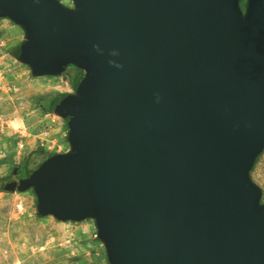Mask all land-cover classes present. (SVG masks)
Wrapping results in <instances>:
<instances>
[{"label": "water", "instance_id": "1", "mask_svg": "<svg viewBox=\"0 0 264 264\" xmlns=\"http://www.w3.org/2000/svg\"><path fill=\"white\" fill-rule=\"evenodd\" d=\"M72 2L0 0L34 78L79 71L38 217L93 221L109 264H264V0Z\"/></svg>", "mask_w": 264, "mask_h": 264}, {"label": "rangeland", "instance_id": "2", "mask_svg": "<svg viewBox=\"0 0 264 264\" xmlns=\"http://www.w3.org/2000/svg\"><path fill=\"white\" fill-rule=\"evenodd\" d=\"M59 1L74 8L72 0ZM246 5L244 0L241 8ZM24 41L21 28L0 20V264H94L101 259L97 260L96 254L101 253L103 260L106 253L99 238H94L93 221L40 219L33 190L23 194L4 192L11 183L20 182L13 172L19 175L29 170L30 158L42 150L56 155L70 151L66 123L57 115L45 114L42 106L54 104L60 95L74 94L78 70L69 67L59 78H34L13 54ZM251 177L263 191L264 204V154ZM19 205L23 207L21 212ZM99 245L104 252L99 251Z\"/></svg>", "mask_w": 264, "mask_h": 264}, {"label": "trees", "instance_id": "3", "mask_svg": "<svg viewBox=\"0 0 264 264\" xmlns=\"http://www.w3.org/2000/svg\"><path fill=\"white\" fill-rule=\"evenodd\" d=\"M241 4L244 5V0H241ZM246 4H247V0H246ZM243 9H245L244 6H243ZM13 54H14L16 59H18L21 56V53L18 51L17 47L14 49ZM68 67H74V66L73 65H69ZM66 71H67V69H66ZM78 73H79V71H78ZM64 96H66V95L58 96L57 99L54 101L55 103L50 105V106H48L47 108L42 106L44 108L45 114L56 115L57 104L61 100V98L64 97ZM43 154H44V151L42 150L39 154L34 155L33 158H30L31 165L29 167H27V168H30V169L29 170L20 171L19 172L20 177H19V175H17L18 172L14 171L12 176L13 177H18V180H20V182H18V184H16V185L11 183L10 184L11 186L8 188V190H5L4 192L7 191V192L12 193V194H23V193H27V192L32 191L33 190L32 187H31L32 176H33L35 167H36L37 163L39 162V160L43 157ZM263 154H264V152H262L257 157L254 168L256 167L257 163L259 162L260 157ZM27 164H29V163H27ZM254 168H253V170H254ZM106 257L104 256V260L106 262H108Z\"/></svg>", "mask_w": 264, "mask_h": 264}, {"label": "crops", "instance_id": "4", "mask_svg": "<svg viewBox=\"0 0 264 264\" xmlns=\"http://www.w3.org/2000/svg\"><path fill=\"white\" fill-rule=\"evenodd\" d=\"M101 246L99 245V251H103V250H101L102 248H100ZM104 252V251H103ZM105 253V252H104ZM104 256H105V254H103ZM96 257H97V260L99 259V258H101V259H99L97 262H94V264H102L103 262H106L105 260H104V258H103V260H102V255H101V253H98V254H96L95 255ZM107 263V262H106Z\"/></svg>", "mask_w": 264, "mask_h": 264}, {"label": "built area", "instance_id": "5", "mask_svg": "<svg viewBox=\"0 0 264 264\" xmlns=\"http://www.w3.org/2000/svg\"><path fill=\"white\" fill-rule=\"evenodd\" d=\"M17 208H18V210H19L20 212H21L22 209H23L22 205H19ZM94 238H95V239L98 238V236H97V232H95V236H94Z\"/></svg>", "mask_w": 264, "mask_h": 264}, {"label": "clouds", "instance_id": "6", "mask_svg": "<svg viewBox=\"0 0 264 264\" xmlns=\"http://www.w3.org/2000/svg\"><path fill=\"white\" fill-rule=\"evenodd\" d=\"M113 54L115 55L116 53L114 52ZM117 66H119V65H117Z\"/></svg>", "mask_w": 264, "mask_h": 264}, {"label": "flooded vegetation", "instance_id": "7", "mask_svg": "<svg viewBox=\"0 0 264 264\" xmlns=\"http://www.w3.org/2000/svg\"><path fill=\"white\" fill-rule=\"evenodd\" d=\"M69 67L67 66V68L66 69H68ZM72 68V67H71Z\"/></svg>", "mask_w": 264, "mask_h": 264}, {"label": "bare ground", "instance_id": "8", "mask_svg": "<svg viewBox=\"0 0 264 264\" xmlns=\"http://www.w3.org/2000/svg\"><path fill=\"white\" fill-rule=\"evenodd\" d=\"M38 93H42V92H39V91H38Z\"/></svg>", "mask_w": 264, "mask_h": 264}]
</instances>
